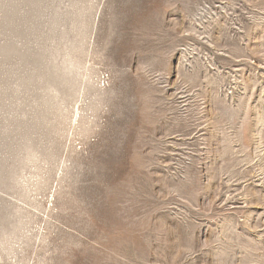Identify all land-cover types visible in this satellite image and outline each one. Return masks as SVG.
<instances>
[{"label": "rangeland", "instance_id": "374dc122", "mask_svg": "<svg viewBox=\"0 0 264 264\" xmlns=\"http://www.w3.org/2000/svg\"><path fill=\"white\" fill-rule=\"evenodd\" d=\"M0 264H264V0H0Z\"/></svg>", "mask_w": 264, "mask_h": 264}]
</instances>
